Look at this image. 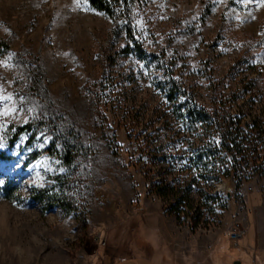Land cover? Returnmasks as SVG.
Masks as SVG:
<instances>
[{
	"label": "rangeland",
	"instance_id": "1",
	"mask_svg": "<svg viewBox=\"0 0 264 264\" xmlns=\"http://www.w3.org/2000/svg\"><path fill=\"white\" fill-rule=\"evenodd\" d=\"M88 7L0 0V95L12 96L0 101V111L16 109L0 115V264H106L107 235L112 248L162 245L176 262L233 264L245 236L256 228L264 234V177L254 175L238 191L233 181L221 184L219 192L232 197L211 230L193 232L164 213L142 170L130 165L138 154L119 117L132 111L127 88L141 96L151 90L127 83L145 73L144 64L121 55L127 39L119 20ZM134 14L145 48L176 62L187 82L197 81L203 100L212 72L229 94L254 91L255 113L264 106V5L143 0ZM109 90L111 99L98 106L96 93ZM250 103L240 100L231 112ZM66 149L76 152L72 164ZM241 229L235 246L232 236Z\"/></svg>",
	"mask_w": 264,
	"mask_h": 264
},
{
	"label": "trees",
	"instance_id": "2",
	"mask_svg": "<svg viewBox=\"0 0 264 264\" xmlns=\"http://www.w3.org/2000/svg\"><path fill=\"white\" fill-rule=\"evenodd\" d=\"M88 2L112 20H119L127 39L121 55H133L144 64L145 73L129 80L128 86L141 82L140 86L145 83L151 88L145 96L125 90L129 97L124 102L132 111L124 110L119 117L138 154L130 165L142 170L149 194L162 201L164 213L174 216L179 226L186 225L193 232L219 227L229 202L219 186L230 180L238 191L254 175L264 177V106L255 113L254 91L229 94L212 72L208 101L203 100L197 81L187 82L176 62L169 63L164 54L154 56L145 48L134 20L135 8L143 0ZM156 61L159 67L152 70ZM112 93H96L97 105L108 102ZM240 100L251 103L247 110L239 107L232 113L230 106ZM75 155L66 149V163L72 164ZM47 201L64 210L72 207L63 199Z\"/></svg>",
	"mask_w": 264,
	"mask_h": 264
},
{
	"label": "crops",
	"instance_id": "3",
	"mask_svg": "<svg viewBox=\"0 0 264 264\" xmlns=\"http://www.w3.org/2000/svg\"><path fill=\"white\" fill-rule=\"evenodd\" d=\"M254 225L259 226L257 223ZM258 231L259 229L256 228L252 234L250 233L243 238L242 257L234 260L233 264H264V234H259ZM108 237L107 235L105 246H103V256L107 261L106 264H189L183 261L176 262L167 257L171 254L170 247L166 248L160 245L152 249H145L137 244L135 248L117 249L110 247ZM198 264L206 263L200 261ZM212 264H230V262H218L213 259Z\"/></svg>",
	"mask_w": 264,
	"mask_h": 264
},
{
	"label": "snow or ice",
	"instance_id": "4",
	"mask_svg": "<svg viewBox=\"0 0 264 264\" xmlns=\"http://www.w3.org/2000/svg\"><path fill=\"white\" fill-rule=\"evenodd\" d=\"M258 5H264V0H256ZM74 3L77 4L78 7H80L82 10H90L88 7V0H74ZM12 96L11 95H0V101H11ZM16 109L14 107L8 106L4 108L2 111H0V115L8 116L11 113H14ZM46 140V138H45Z\"/></svg>",
	"mask_w": 264,
	"mask_h": 264
},
{
	"label": "built area",
	"instance_id": "5",
	"mask_svg": "<svg viewBox=\"0 0 264 264\" xmlns=\"http://www.w3.org/2000/svg\"><path fill=\"white\" fill-rule=\"evenodd\" d=\"M245 235V230L241 229L240 231H236L232 236V241L235 243V246H240L241 239Z\"/></svg>",
	"mask_w": 264,
	"mask_h": 264
},
{
	"label": "water",
	"instance_id": "6",
	"mask_svg": "<svg viewBox=\"0 0 264 264\" xmlns=\"http://www.w3.org/2000/svg\"><path fill=\"white\" fill-rule=\"evenodd\" d=\"M227 196H228L229 198L232 197V196H231V193H230V190L228 191Z\"/></svg>",
	"mask_w": 264,
	"mask_h": 264
}]
</instances>
